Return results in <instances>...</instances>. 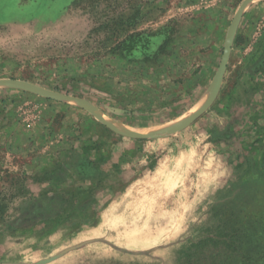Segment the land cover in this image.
Returning a JSON list of instances; mask_svg holds the SVG:
<instances>
[{
	"label": "rangeland",
	"instance_id": "obj_1",
	"mask_svg": "<svg viewBox=\"0 0 264 264\" xmlns=\"http://www.w3.org/2000/svg\"><path fill=\"white\" fill-rule=\"evenodd\" d=\"M244 1L0 0V80L92 109L0 86V264H176L213 205L250 195L264 148L247 162L242 144L264 141V77L243 71L264 0L242 12L214 104L150 137L208 102Z\"/></svg>",
	"mask_w": 264,
	"mask_h": 264
},
{
	"label": "trees",
	"instance_id": "obj_2",
	"mask_svg": "<svg viewBox=\"0 0 264 264\" xmlns=\"http://www.w3.org/2000/svg\"><path fill=\"white\" fill-rule=\"evenodd\" d=\"M172 37L173 33L169 32L155 57L166 51ZM121 49L131 50L127 40L119 42L117 50ZM146 60L151 59L148 57ZM243 72L248 82L257 81L260 75L264 77V45L261 53L251 56ZM104 129L108 136H113ZM235 134L234 123H231L217 134V139H223L221 143H230ZM263 144L264 141H261L257 148L255 140L243 143V158L247 162L252 161V151L264 148ZM89 152L85 150V153ZM62 154L68 158V150H63ZM257 180L259 183L253 182L247 198L235 197L210 208V220L200 229L195 227L198 232L183 244L176 264H264V175ZM259 188H262L261 193Z\"/></svg>",
	"mask_w": 264,
	"mask_h": 264
},
{
	"label": "water",
	"instance_id": "obj_3",
	"mask_svg": "<svg viewBox=\"0 0 264 264\" xmlns=\"http://www.w3.org/2000/svg\"><path fill=\"white\" fill-rule=\"evenodd\" d=\"M252 1L254 0H245L240 9L239 12L237 13L234 23H233V27L231 29V31L229 32V34L227 35V39H226V43H225V49H224V55L222 58V62L218 71V75H217V80L213 89V93L210 97V99L208 100V102L205 104V106H203L196 114H194L192 117H190L188 120H186L184 123L180 124L179 126H176L174 128L171 129H167V130H162L160 132H156L150 135V137H160V136H167V135H172V134H176L180 131H183L184 129H186L187 127H189L190 125H192L196 120H198L216 101L219 92L221 90L224 78H225V73L227 71V66H228V62H229V58L231 55V50H232V45H233V40H234V34L235 31L238 27V24L241 20V16H242V12L245 9V7H247V5H249ZM0 86H9L15 89H20V90H24L48 99H52V100H59V101H67V102H75L78 104H82L85 106V108L89 111L92 112V109L88 106L87 102L80 99V98H76L73 96H69V95H65V94H61L55 91H51V90H47V89H43V88H39V87H34L28 84H25L22 81L19 80H0ZM112 130H114L115 132L124 135V136H129L127 134H123L120 131L115 130L113 127L109 126ZM130 136H135V135H130Z\"/></svg>",
	"mask_w": 264,
	"mask_h": 264
},
{
	"label": "crops",
	"instance_id": "obj_4",
	"mask_svg": "<svg viewBox=\"0 0 264 264\" xmlns=\"http://www.w3.org/2000/svg\"><path fill=\"white\" fill-rule=\"evenodd\" d=\"M70 2V4H72V2L74 1V0H69ZM35 20H39V19H34V20H31V21H35ZM41 21H43V22H49V21H51L50 19L48 20V19H40ZM28 22H30V21H28ZM13 23H20V24H23V23H27V22H13ZM7 24V23H6ZM11 24V23H10ZM1 25H5V24H1Z\"/></svg>",
	"mask_w": 264,
	"mask_h": 264
},
{
	"label": "bare ground",
	"instance_id": "obj_5",
	"mask_svg": "<svg viewBox=\"0 0 264 264\" xmlns=\"http://www.w3.org/2000/svg\"><path fill=\"white\" fill-rule=\"evenodd\" d=\"M5 4H6V3H5ZM12 5H13V4H12ZM5 8H6V7H5ZM5 8H4V9H5ZM8 9H10V8L8 7ZM11 9H13V8H11ZM14 10H15V9H14Z\"/></svg>",
	"mask_w": 264,
	"mask_h": 264
}]
</instances>
